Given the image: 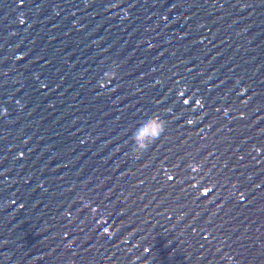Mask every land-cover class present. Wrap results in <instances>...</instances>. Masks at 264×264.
Segmentation results:
<instances>
[{
    "label": "water",
    "instance_id": "95a60500",
    "mask_svg": "<svg viewBox=\"0 0 264 264\" xmlns=\"http://www.w3.org/2000/svg\"><path fill=\"white\" fill-rule=\"evenodd\" d=\"M13 8L0 264H264V0Z\"/></svg>",
    "mask_w": 264,
    "mask_h": 264
},
{
    "label": "snow or ice",
    "instance_id": "6c2138e0",
    "mask_svg": "<svg viewBox=\"0 0 264 264\" xmlns=\"http://www.w3.org/2000/svg\"><path fill=\"white\" fill-rule=\"evenodd\" d=\"M25 2H26V0H12L11 4H7V0H0V7H3L5 5H7L8 7H13L14 6L13 10L15 11L16 9H23L24 6H25ZM112 6L115 7V5H112ZM22 14L23 13L21 12V15ZM20 23L23 24V23H25V21L24 20H20ZM149 43H151V41H149ZM136 87L139 88L140 86L136 85ZM184 93H185V90L184 91H180L179 95L183 96ZM182 103L184 105H187L189 103V101L187 99H185V100L182 101ZM195 105H197V106H199L201 108L204 106L203 103L201 102V99H195ZM217 111H219V109H217ZM225 111H227V109H225ZM187 123L188 124H193L194 120L190 119V120L187 121ZM256 151H257V149H256ZM241 159H243V157H241ZM168 179L171 180V179H173V177L172 176H168ZM207 194L208 193L205 192V195H207ZM243 198L244 197L241 194L240 199L243 200Z\"/></svg>",
    "mask_w": 264,
    "mask_h": 264
},
{
    "label": "clouds",
    "instance_id": "9594fccd",
    "mask_svg": "<svg viewBox=\"0 0 264 264\" xmlns=\"http://www.w3.org/2000/svg\"><path fill=\"white\" fill-rule=\"evenodd\" d=\"M116 76L114 73H108L107 76L105 77V79L111 80V79H115ZM165 120H158L157 121V127H158V131H159V135L156 137H150V141L153 142L154 140H156L160 134L163 132L164 127H165ZM148 147L147 144L143 145V148L146 149ZM229 260H231V257L228 258Z\"/></svg>",
    "mask_w": 264,
    "mask_h": 264
}]
</instances>
